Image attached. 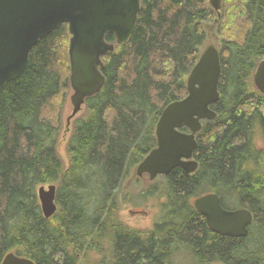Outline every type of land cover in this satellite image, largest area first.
Masks as SVG:
<instances>
[{
    "label": "trees",
    "instance_id": "trees-1",
    "mask_svg": "<svg viewBox=\"0 0 264 264\" xmlns=\"http://www.w3.org/2000/svg\"><path fill=\"white\" fill-rule=\"evenodd\" d=\"M220 13L210 0H141L129 43L106 38L116 46L102 58L106 83L72 122L67 164L59 146L72 91L68 25L39 41L23 74L0 91V264L8 253L35 264H80L83 251H100L103 235L114 242L107 264H170L179 250L198 264H264V173L252 144L257 127L264 133V95L254 84L264 60V0H224ZM208 23L221 37L222 76L220 100L211 106L217 118L197 135L200 168L165 177L153 229H132L119 216L116 194L129 168L157 146L164 109L187 97ZM50 184L58 211L46 219L37 189ZM209 193L226 209L235 202L228 210L253 214L247 238L208 228L193 201Z\"/></svg>",
    "mask_w": 264,
    "mask_h": 264
},
{
    "label": "water",
    "instance_id": "water-1",
    "mask_svg": "<svg viewBox=\"0 0 264 264\" xmlns=\"http://www.w3.org/2000/svg\"><path fill=\"white\" fill-rule=\"evenodd\" d=\"M223 3L224 0H210L219 18ZM140 11L141 0H0V91L23 74L31 51L39 41L67 24L71 35L72 113L67 119L65 133L71 132L70 123L84 110L86 100L100 93L106 83L102 58L116 47L107 41V36L113 35L119 46L128 44ZM221 76L220 52L211 44L188 77L187 97L164 109L156 127L157 146L138 165L139 177L148 174L154 181L177 168L187 174L197 171L198 163L193 159L196 136L202 130L203 121L217 118L211 106L220 100ZM254 84L264 94V60L256 70ZM56 196V185L38 189L46 219L52 218L58 210ZM193 206L205 217L213 233L236 239L249 236L254 219L249 210L225 209L220 196L215 193L196 198ZM2 264L35 263L9 253Z\"/></svg>",
    "mask_w": 264,
    "mask_h": 264
},
{
    "label": "rangeland",
    "instance_id": "rangeland-1",
    "mask_svg": "<svg viewBox=\"0 0 264 264\" xmlns=\"http://www.w3.org/2000/svg\"><path fill=\"white\" fill-rule=\"evenodd\" d=\"M216 29L217 25L215 23L206 24L208 41L204 49L211 44H214L218 49L221 48V37L217 33ZM70 96L68 98V104L64 111V127H66L67 118L72 112ZM79 115H81V113ZM70 133L71 132H64L62 134L61 143L59 146V153L66 164V140L68 139ZM136 170L137 166L129 168L122 187L116 194L117 204L120 208L119 216L122 221L132 229L148 233L153 229L155 223L158 221L163 210V204L166 201L165 193L167 190L165 179L164 177H158L155 181H151L149 175H146L148 177L140 178L137 176ZM153 187H156L158 189V192L152 195L149 193V190L152 191ZM235 207V202L228 203L227 205L228 209H235ZM138 211L142 213L136 214V212ZM105 244L109 246L107 242H105ZM79 260L80 264H101L102 262L105 264L110 263L109 257L104 256L100 254V252H97L95 250L83 251L79 255ZM170 264L198 263L185 250H179L171 258Z\"/></svg>",
    "mask_w": 264,
    "mask_h": 264
},
{
    "label": "flooded vegetation",
    "instance_id": "flooded-vegetation-1",
    "mask_svg": "<svg viewBox=\"0 0 264 264\" xmlns=\"http://www.w3.org/2000/svg\"><path fill=\"white\" fill-rule=\"evenodd\" d=\"M262 94V93H261ZM264 95V94H262ZM204 122V121H203ZM186 129H183L182 131H185ZM187 132V130L185 131ZM198 135V134H197ZM196 141H197V136H196ZM252 144H253V147L255 149L256 152L260 153L262 156L261 157V161H260V165H261V169L264 173V133H263V130L260 128V127H257L256 130H255V135L253 137V140H252ZM197 146H198V141H197ZM197 148V147H196ZM195 153V151H194ZM193 159L198 163V169L200 168V164L199 162L194 158V155H193ZM197 169V170H198ZM197 172V171H196ZM148 174H145L143 177H140V178H145V177H148L146 176ZM170 175V174H169ZM167 175V176H169ZM167 176H161V177H167ZM166 191V190H165ZM139 213H142V212H136V214H139ZM102 220H105V219H102ZM116 228V227H115ZM105 228L103 227V230ZM105 242L108 243L109 246H107L105 244ZM99 249H100V254L104 255V256H107L109 257V260L110 258L113 256L114 254V242L111 241L110 238H107L106 235H103L100 239V242H99ZM104 260V259H103ZM101 264H104L103 262Z\"/></svg>",
    "mask_w": 264,
    "mask_h": 264
}]
</instances>
